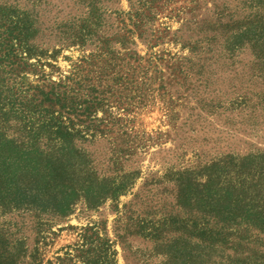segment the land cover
I'll return each mask as SVG.
<instances>
[{
	"label": "rangeland",
	"instance_id": "obj_1",
	"mask_svg": "<svg viewBox=\"0 0 264 264\" xmlns=\"http://www.w3.org/2000/svg\"><path fill=\"white\" fill-rule=\"evenodd\" d=\"M0 7L36 17L34 44L57 52L49 59L59 67L54 81L85 61L87 71L123 65L129 83L98 111L104 134L81 147L97 177L135 174V185L46 225L44 264H84L77 250L87 228L111 264H181L175 253L184 258L199 240L179 205V175L225 157L264 155V0H0ZM82 30L90 36L70 45ZM17 221L32 249L36 218Z\"/></svg>",
	"mask_w": 264,
	"mask_h": 264
},
{
	"label": "trees",
	"instance_id": "obj_2",
	"mask_svg": "<svg viewBox=\"0 0 264 264\" xmlns=\"http://www.w3.org/2000/svg\"><path fill=\"white\" fill-rule=\"evenodd\" d=\"M8 11L0 7V264H44L46 225L67 219L79 205L93 209L117 200L135 185V174L119 182L97 177L81 147L104 134L98 111L109 107L108 95L120 99L129 83L123 65L87 71L85 61L54 81L59 67L49 59L57 52L34 44L36 17ZM89 36L82 30L69 44ZM176 183L189 234L199 240L184 258L175 253L181 264H264V155L225 157ZM28 215L38 231L32 249L17 221ZM94 236L84 230L77 256L84 264H111Z\"/></svg>",
	"mask_w": 264,
	"mask_h": 264
}]
</instances>
